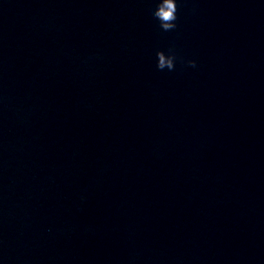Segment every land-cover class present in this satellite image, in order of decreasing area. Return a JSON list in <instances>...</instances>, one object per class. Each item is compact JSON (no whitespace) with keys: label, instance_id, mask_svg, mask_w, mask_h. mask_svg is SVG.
I'll use <instances>...</instances> for the list:
<instances>
[{"label":"water","instance_id":"1","mask_svg":"<svg viewBox=\"0 0 264 264\" xmlns=\"http://www.w3.org/2000/svg\"><path fill=\"white\" fill-rule=\"evenodd\" d=\"M176 2L0 0V264H264V0Z\"/></svg>","mask_w":264,"mask_h":264},{"label":"clouds","instance_id":"2","mask_svg":"<svg viewBox=\"0 0 264 264\" xmlns=\"http://www.w3.org/2000/svg\"><path fill=\"white\" fill-rule=\"evenodd\" d=\"M177 11L178 8L176 0H159L157 10L153 13V15L163 31L174 30L177 27L175 23L177 20ZM156 56L158 70H164L167 68L169 71H172L175 69L177 56L172 49H169L167 54L164 51H157ZM187 63L193 68L196 67L195 60H189Z\"/></svg>","mask_w":264,"mask_h":264}]
</instances>
